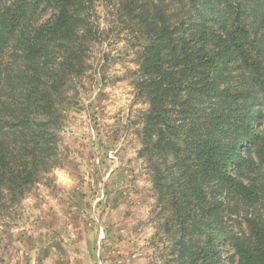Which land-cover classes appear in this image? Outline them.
Masks as SVG:
<instances>
[{"label":"rangeland","instance_id":"obj_1","mask_svg":"<svg viewBox=\"0 0 264 264\" xmlns=\"http://www.w3.org/2000/svg\"><path fill=\"white\" fill-rule=\"evenodd\" d=\"M120 1L95 0L100 33L86 44L81 74L45 70L52 148L37 161L46 171L34 172L22 194L11 196L0 180V264H211L210 251L231 234L264 244V167H226L256 200H242L235 181L216 186L206 177L220 150L226 159L227 136L241 130L224 123L228 133H213L217 113L197 91L154 96L142 70L150 37ZM50 15L40 6L34 31ZM14 60L5 56L3 68ZM241 61L232 58L223 84L251 89ZM254 87L256 101L243 100L258 109L253 122L264 138V91ZM12 88L4 82L0 100L23 96ZM219 254L216 264H245L230 245Z\"/></svg>","mask_w":264,"mask_h":264},{"label":"trees","instance_id":"obj_2","mask_svg":"<svg viewBox=\"0 0 264 264\" xmlns=\"http://www.w3.org/2000/svg\"><path fill=\"white\" fill-rule=\"evenodd\" d=\"M120 3L137 30L150 37V45L144 49L151 56L142 70L153 77L147 85L155 84L154 96H162L160 92L177 96L180 91H197L217 113L211 122L213 133H228L229 126L223 127L224 123L241 130L238 137L227 136L226 159L220 150L218 160L222 159V164L217 161L211 169L205 168L206 177L215 179L216 186L235 181L242 200L260 198L256 194L250 198L239 175L232 180L226 167L228 163L235 167H264V138L253 122L259 118L258 109L250 108L243 100V96H253L256 101L258 90L254 86L264 91V0H121ZM40 6L48 7L51 15L34 31L30 16ZM94 14L95 0H0V79L4 74L0 91L5 82L14 92L23 93L0 100V180H4L3 187L11 196L15 189L17 194L28 189L30 177L38 169L46 171V161L40 163V168L37 161L42 152L52 148L51 134L44 127L49 123L46 107L50 103V90L40 85H49L43 78L50 75L45 71L48 67L55 66L58 75L71 71L75 77L82 73L86 44L96 41L100 33ZM201 42L209 44L208 52L200 46ZM52 53L55 55L51 56ZM5 56L15 60L3 68ZM234 56L250 68L251 89L223 84ZM242 144H246L243 152L239 150ZM228 245L245 264H264V244L249 246L235 234L210 251L211 264L220 260V249Z\"/></svg>","mask_w":264,"mask_h":264}]
</instances>
